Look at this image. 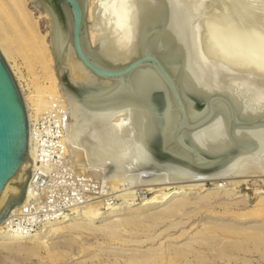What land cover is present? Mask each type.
Returning a JSON list of instances; mask_svg holds the SVG:
<instances>
[{
	"label": "bare ground",
	"instance_id": "bare-ground-1",
	"mask_svg": "<svg viewBox=\"0 0 264 264\" xmlns=\"http://www.w3.org/2000/svg\"><path fill=\"white\" fill-rule=\"evenodd\" d=\"M214 1L217 8L212 5ZM79 2L85 21L83 40L91 55L104 64L122 65L145 51H154L174 77L186 108L177 106L168 80L156 65L139 66L116 80L99 78L86 68L74 52L72 15L67 6L64 33L52 8L44 2L50 29L47 44L38 33L27 0H0V15L4 14L19 32L22 42L45 68L50 82L34 85L35 92L29 95L34 99L35 114L54 97L63 99L67 150L78 169L97 178L104 189L116 187L110 192L121 190L119 187L127 181L134 189L141 177L143 183L147 178L160 180L161 184L170 183L164 179L177 181L171 187L155 189L156 182H152L139 188L153 192L143 197L144 205L167 202L186 189L204 188L205 181L193 178L208 165L212 175L232 177L213 180L217 188L214 190L226 183L244 182L255 172L264 171V36L259 38L251 30L252 21L257 18L254 14L260 13V17V11L255 13L245 0ZM262 18H258L259 22ZM235 22L244 34V27L248 26L245 37L250 45L240 34L228 36L227 31L233 33L235 26L230 25ZM6 29L0 21V52L9 59L16 54L18 45ZM51 58L55 62L53 71L47 67ZM158 90L164 91L167 100L162 109L155 102ZM192 96L213 98L197 107ZM27 113L30 119L33 113ZM157 145L177 158L157 162L153 151ZM203 153L214 155L216 160L205 158ZM37 163L29 138L27 157L0 193V214L20 198L30 180L31 168ZM144 165L157 172L145 178L140 171ZM27 194L22 202L9 208L0 224L1 243L26 242L36 236L11 225L13 214L24 210ZM87 214L97 218L103 212L92 207ZM79 219L82 217H74Z\"/></svg>",
	"mask_w": 264,
	"mask_h": 264
},
{
	"label": "rangeland",
	"instance_id": "rangeland-1",
	"mask_svg": "<svg viewBox=\"0 0 264 264\" xmlns=\"http://www.w3.org/2000/svg\"><path fill=\"white\" fill-rule=\"evenodd\" d=\"M245 1L255 13L258 10L264 15L262 0ZM256 1L258 5H255ZM44 2L60 15V19L63 15L57 0H27L38 33L48 44L50 29ZM212 5L218 7L215 1ZM254 15L257 18L252 22L256 25L251 23L255 30L251 23L249 27L262 38L264 16ZM258 18L263 20L259 22ZM0 21L18 45L14 57L7 59L0 53L18 84L27 111L37 113L32 104L34 99L29 95L35 92L34 85L50 83L45 68L4 14L0 15ZM257 25L260 33L256 30ZM231 26L235 28L234 31L231 29L233 33L226 30L228 36L240 34L247 42L248 26L244 27L245 34L239 32L241 28L236 22ZM47 67L52 71L55 69L52 58ZM260 173L255 172L241 183H226L218 190H214L217 189L215 185L207 180L204 188L186 189L167 202L152 205L142 202L143 197L153 192L139 188L152 182H156L155 189L177 184H161L153 178H147L149 180L143 183L141 177L135 190L127 181L119 187L124 192H110L117 190L116 187L104 189L96 178L98 188L93 192L83 191L82 201L71 203L58 199L53 205L54 213L50 214L44 211L46 208L42 204L32 219L20 213L15 215L11 225L36 234V241L0 242V264H264V171ZM227 179L230 178L222 177L217 181ZM130 201L134 203L129 204ZM112 206L120 208H106ZM92 207H97L103 214L97 218L88 216L87 211ZM75 216L82 219L74 220Z\"/></svg>",
	"mask_w": 264,
	"mask_h": 264
},
{
	"label": "water",
	"instance_id": "water-1",
	"mask_svg": "<svg viewBox=\"0 0 264 264\" xmlns=\"http://www.w3.org/2000/svg\"><path fill=\"white\" fill-rule=\"evenodd\" d=\"M61 5V11L63 19H60V15L54 11L59 25L64 33H67V22L65 7L70 9L72 15V28H71V42L74 48L75 55L77 58L93 72L96 76L102 79L116 80L121 77L126 76L128 73L133 71L139 66L143 65H156L160 72L166 77L167 85L173 92V99L177 106L183 110L186 108L185 102L183 100L182 94L180 93L174 77L167 68L166 64L161 60V58L154 51H145L141 55L135 57L131 61L116 65L111 62L110 64H104L96 59L89 52L87 46L84 43L83 35L85 32V21L84 13L79 0H57ZM74 87L77 88L75 84L69 81ZM195 105L197 107H202L208 101H211V96L208 100H204L197 96H192ZM165 93L163 90H158L155 95V102L161 109L166 105ZM65 120L67 116L65 115ZM154 154L157 162L161 163V160L176 159L171 152L167 151L163 147L157 145ZM29 151V120L27 109L21 91L18 84L7 64L4 57L0 53V193L2 192L7 181L15 174L21 163L27 157ZM203 156L209 160H216V157L212 154L203 153ZM217 156V155H216ZM142 169V170H141ZM140 171L143 176L151 177L152 172L156 168H149L145 165L142 166ZM212 167L210 165L205 166L201 169V174L197 175L193 179H202L203 181H213L222 177L214 176L211 174ZM211 176V177H209ZM214 176V177H212ZM226 177V176H225ZM228 177V176H227ZM231 177V176H230ZM229 177V178H230ZM205 178V179H204ZM232 178V177H231ZM170 182L172 184H177V181L162 180ZM27 190V185L23 187V192L17 202L12 203L9 208H11L16 203H20L25 199ZM0 214V224L6 219L8 211Z\"/></svg>",
	"mask_w": 264,
	"mask_h": 264
},
{
	"label": "built area",
	"instance_id": "built-area-1",
	"mask_svg": "<svg viewBox=\"0 0 264 264\" xmlns=\"http://www.w3.org/2000/svg\"><path fill=\"white\" fill-rule=\"evenodd\" d=\"M65 111L63 99L54 97L39 114L34 111L30 119L28 116L29 138L38 163L31 168L24 210L13 214V218L20 213L32 219L42 204L45 212L54 213L58 199L75 203L83 200V191L98 188L96 178L71 160L65 139Z\"/></svg>",
	"mask_w": 264,
	"mask_h": 264
}]
</instances>
